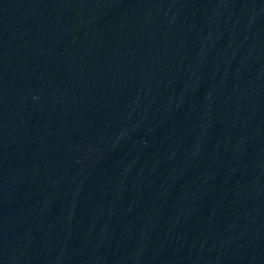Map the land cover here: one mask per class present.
Wrapping results in <instances>:
<instances>
[{"label": "water", "instance_id": "obj_1", "mask_svg": "<svg viewBox=\"0 0 264 264\" xmlns=\"http://www.w3.org/2000/svg\"><path fill=\"white\" fill-rule=\"evenodd\" d=\"M0 264H264V0H0Z\"/></svg>", "mask_w": 264, "mask_h": 264}]
</instances>
